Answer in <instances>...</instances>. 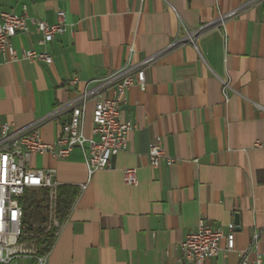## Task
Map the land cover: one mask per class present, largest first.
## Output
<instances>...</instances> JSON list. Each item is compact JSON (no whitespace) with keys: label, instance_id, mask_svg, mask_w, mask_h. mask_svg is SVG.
<instances>
[{"label":"crops","instance_id":"obj_1","mask_svg":"<svg viewBox=\"0 0 264 264\" xmlns=\"http://www.w3.org/2000/svg\"><path fill=\"white\" fill-rule=\"evenodd\" d=\"M0 11L48 23L63 11L73 29L45 47L32 26L11 38L18 54L45 49L51 63L0 55V123L38 122L46 143L69 120L66 104L94 80L158 55L144 88L125 93L120 119L135 128L111 167L88 177L80 148L65 159L32 155L30 168L53 169L59 186L77 190L46 264H179L181 242L199 219L223 233L205 264H237L257 231L249 258L264 253V0H0ZM93 105L87 101L81 131L96 139ZM152 145L175 161L151 167ZM129 168L136 185L123 180Z\"/></svg>","mask_w":264,"mask_h":264},{"label":"built area","instance_id":"obj_2","mask_svg":"<svg viewBox=\"0 0 264 264\" xmlns=\"http://www.w3.org/2000/svg\"><path fill=\"white\" fill-rule=\"evenodd\" d=\"M238 9L220 14L216 23L223 25L224 21L233 18ZM30 26L39 35L38 44L45 47L56 35L69 30L63 11H57L56 22L36 20L26 13L18 15L12 12L0 11V55L9 61L25 59L30 62L51 63V55L44 49L41 51L22 50L19 54L11 44V38L18 33H28ZM210 25H205L202 29ZM158 55L149 56L138 63L127 62L101 79L94 80L92 87H86L81 95L66 105L71 114L63 123L55 142L46 143L42 140L39 123H30L23 127H13L0 123V264H18L20 258H25L34 264H46L49 252H41L36 240L31 241L24 231V210L22 202L29 193L47 191V230L55 228L57 236L61 222L56 215L57 190L59 185L54 179L53 169H33L29 167L32 155L49 154L55 159H65L74 148H80L84 153L88 177L97 170L111 167L113 156L123 151L127 135L135 128L129 120L120 119V109L125 102V93L131 86L144 88L145 69L151 65ZM77 78L71 83L75 84ZM92 83V82H91ZM90 84V83H89ZM223 89L228 87L222 82ZM112 89V96H103V92ZM94 100L92 109V133L96 139L85 137L81 131L85 106L88 100ZM151 167H157L161 161L171 165L175 159L168 157L162 147L152 145L148 151ZM123 180L126 184L136 185L137 176L134 168L123 170ZM86 188L81 184L80 189ZM235 224L228 225L226 236L228 250L233 249ZM261 232L252 234L249 247L238 253L237 264H264V253L257 252L253 259L249 258L252 249L258 243ZM223 237L222 230L207 226L199 219L195 230L185 235L181 242V257L179 264H205L206 260L218 251V242Z\"/></svg>","mask_w":264,"mask_h":264},{"label":"trees","instance_id":"obj_3","mask_svg":"<svg viewBox=\"0 0 264 264\" xmlns=\"http://www.w3.org/2000/svg\"><path fill=\"white\" fill-rule=\"evenodd\" d=\"M40 198H36L37 193H29L23 202V225L24 231L33 232V239L41 252L51 249L55 240V228L47 230L48 211H47V191L41 190ZM77 190L69 186H59L57 190L56 215L61 222L67 215L75 197Z\"/></svg>","mask_w":264,"mask_h":264},{"label":"rangeland","instance_id":"obj_4","mask_svg":"<svg viewBox=\"0 0 264 264\" xmlns=\"http://www.w3.org/2000/svg\"><path fill=\"white\" fill-rule=\"evenodd\" d=\"M29 195V194H28ZM41 196H40V193L39 192H37V194H36V198L38 199V198H40ZM28 233V237L29 238H31L30 240L31 241H33V232L31 231V232H27ZM18 264H30V261L28 260V259H25V258H20L19 260H18Z\"/></svg>","mask_w":264,"mask_h":264},{"label":"water","instance_id":"obj_5","mask_svg":"<svg viewBox=\"0 0 264 264\" xmlns=\"http://www.w3.org/2000/svg\"><path fill=\"white\" fill-rule=\"evenodd\" d=\"M235 220H234V223L236 224V225H238V215L237 214H235Z\"/></svg>","mask_w":264,"mask_h":264}]
</instances>
